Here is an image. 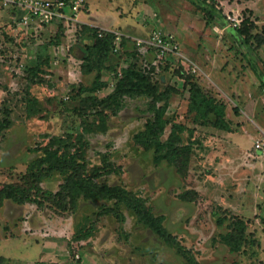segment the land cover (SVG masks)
<instances>
[{"label": "rangeland", "instance_id": "374dc122", "mask_svg": "<svg viewBox=\"0 0 264 264\" xmlns=\"http://www.w3.org/2000/svg\"><path fill=\"white\" fill-rule=\"evenodd\" d=\"M218 1L226 19L219 17L208 24L189 0H84L81 22L64 24V30L59 29L60 23L0 7V119L8 123L0 132V182L21 181L30 162L41 154L37 148L53 135L85 133L90 141V166L116 165L118 172L105 175L106 180L143 196L156 214L165 216L167 228L201 264H264V85L250 64L254 62L264 73V44L258 45L255 37L252 43L237 38L232 29L250 18L257 24L253 33L264 35V0ZM96 12L107 26L95 20L92 14ZM84 24L117 30L129 38L146 37L154 27L178 36L184 57L172 59L168 65L185 67L184 74L190 72L205 92L224 102L234 130L224 131L196 118L195 112L189 113L190 82L183 88L184 79L173 73V68L164 70L169 61L151 60L156 55L151 50V56L141 52L136 64L151 73L160 89L168 84L179 87L167 115L173 123L188 126L182 133L184 142L192 143L188 171L179 173L166 160L156 164L153 150L134 142V134L154 115L150 111L151 97H125L123 108L108 118L106 132H87L86 127L96 122L93 114L78 112L81 98L87 95L80 88L91 85L96 74L82 72L81 57L89 40L81 35ZM40 56L43 70L36 75L30 69ZM122 56L112 58L117 70L134 62L120 61ZM118 76L106 71L103 79L108 87L98 95L110 93ZM172 125L166 128L164 139ZM62 181V176L55 174L43 185L55 191ZM9 203L5 214H0V230L7 225L3 233L7 237L13 233L8 213L21 210L14 202ZM102 203L106 202L83 201L80 211L69 214L75 217L74 231ZM31 204L38 208L36 203ZM39 209L42 215L62 217L47 206ZM219 215L225 218L222 225L217 223ZM93 224L97 229L87 240L66 238L70 263L189 264L175 247L139 224L128 209L119 211L116 217L102 216ZM226 234L242 239L240 251H232L223 241ZM10 249L17 255L23 250L13 243ZM38 249L33 245L26 251V259L32 264H45L35 262L41 251ZM8 264L23 262L14 259Z\"/></svg>", "mask_w": 264, "mask_h": 264}, {"label": "trees", "instance_id": "16d2710c", "mask_svg": "<svg viewBox=\"0 0 264 264\" xmlns=\"http://www.w3.org/2000/svg\"><path fill=\"white\" fill-rule=\"evenodd\" d=\"M189 1L203 13L208 24L216 21L219 17L226 19L222 9L218 7V0ZM56 23H60L58 25L59 29L64 30L63 22ZM256 27L255 21L245 18L241 26L232 29L237 38L244 37L252 43L251 39L255 37L258 45L264 44V35L257 32L253 33ZM81 35L89 39L84 44L85 49L81 57L82 72L85 74L94 72L96 74L91 85H84L80 88V91L87 95L81 98L78 112L89 116L93 114L94 122H96L86 127L87 132H106L109 128L108 118L110 115L117 114L123 108L125 97H151L150 111L154 115L146 121L143 129L134 134V142L144 149L153 150V159L156 164L166 160L174 165L179 173L185 174L189 169L192 154V143H185L182 136L188 126L186 127V125L178 122L173 123L167 115L170 100L174 93L179 91V87L168 84L164 89L159 88L151 73L140 68L139 63L136 64L143 54L134 41L128 38L123 39L120 50L115 52L116 35L113 32L84 24L81 28ZM77 46L79 47V45ZM115 55H123L119 58L120 61H129L130 59L134 62L131 61L132 63L127 67L117 70V65L112 64V58ZM42 59L40 56L38 63L30 69L36 75H39L43 70L40 63ZM170 63V61L166 63L164 70L170 68L171 71L173 68V73H178L184 79L183 88L190 82L189 113L195 112L196 118L202 119L203 122L212 124L224 131H233L234 129L227 119V105L205 92L190 72L184 74L185 67L182 66L183 68L179 69L173 65H168ZM250 64L258 75L261 84L264 85L263 71L254 62L250 61ZM109 70L114 72L116 76H118L119 71H122V74L117 77L118 80L114 89L110 93L100 96L98 91L108 87L103 75ZM38 81H42V79ZM237 108L236 112H238ZM171 123L173 125L170 133L164 139L166 128ZM7 126V121L0 119V132ZM83 134L85 133L74 136L69 131L66 135H53L46 144L37 148L39 152L41 151V154L30 162L21 181H1L0 214L3 212L7 201L14 202L17 205L36 203L39 208L47 206L58 215L66 217L71 213L80 211L83 201L103 200L106 203H102L93 216H86L84 222L78 223L73 233L74 236H72L74 241L87 240L90 236H93L97 229L93 223L100 217L105 215L116 217L119 211L128 209L139 224L149 228L161 240L175 247L188 259L189 264H201L191 254L190 249L179 240L177 235L167 228L165 216L156 214L153 206L143 196L121 184H111L106 180L105 175L118 172L116 165L112 163V167H109L108 164L90 166L87 156L90 141ZM258 151L260 152V150ZM55 174L62 176L63 181L59 184V188L54 191L46 188L43 182ZM103 176H105L104 179ZM182 196L184 197L185 194H182ZM110 202L113 204L110 205ZM120 213L124 219V213ZM224 221L223 216L219 215L217 217L219 225H222ZM242 224L245 227V223ZM10 236L16 235L12 233ZM241 240V238H235L233 234L223 235V241L230 246L232 251L242 249ZM12 260L0 255V264H8Z\"/></svg>", "mask_w": 264, "mask_h": 264}, {"label": "crops", "instance_id": "0c3cea01", "mask_svg": "<svg viewBox=\"0 0 264 264\" xmlns=\"http://www.w3.org/2000/svg\"><path fill=\"white\" fill-rule=\"evenodd\" d=\"M97 11L99 12V10ZM98 12L92 14V16L96 17L95 20H99V25L107 26L106 22H102L103 18H100ZM176 38L179 39L178 36H176ZM141 51L146 55L148 54V56H151V50L145 51L143 49ZM155 58L156 55L154 57H151L150 59L155 60ZM9 202L10 201H7L5 203L4 210H6L7 205L10 204ZM14 206L20 208V211H22L21 214L20 211H15V209L12 212H7L8 215H11L13 217H8V221L10 220L9 227L16 236H10L9 234L8 237H6L3 233H5L7 230L5 229V227H1L0 255L11 258L13 260L15 259L18 261V263L23 262V264H32L31 260L26 259L27 256L25 253L33 245H37L39 246L38 251H40V249L41 251L40 254L37 255L39 256V258L36 259L35 262L46 261L45 264H47V261L51 260L58 264H72L69 262L70 259L66 258V254L69 253L66 243L68 242V240L70 241L72 239L71 233L74 232L75 217H50L45 215L44 213V215H42L39 207L37 208L34 204L31 203H27L24 205L14 204ZM23 208H26V211ZM29 210L30 212H28ZM27 212L28 214L30 213L29 216H26ZM1 214H5V211H3ZM21 215L26 216V218L22 221H20L19 219L17 220V218H19V216ZM47 218H49V222H47ZM12 243L13 247L23 248L20 255H17L16 251H11L10 245ZM60 253H65V255H61Z\"/></svg>", "mask_w": 264, "mask_h": 264}, {"label": "built area", "instance_id": "2783aa9c", "mask_svg": "<svg viewBox=\"0 0 264 264\" xmlns=\"http://www.w3.org/2000/svg\"><path fill=\"white\" fill-rule=\"evenodd\" d=\"M84 6V0H0V7L14 8L18 12L23 11L25 14L34 16L41 21L63 22L64 24H77L81 22L79 14L85 8ZM104 31L113 32L116 35L115 52L120 50L123 39L128 38L134 41L141 50L154 51L156 53V61L162 59L170 61L184 57L181 52V45L175 35L161 28H152L148 35L143 38H129L123 33L112 29ZM195 70L193 68V71ZM121 74L120 71L119 75ZM257 144L258 146L261 145V143Z\"/></svg>", "mask_w": 264, "mask_h": 264}]
</instances>
